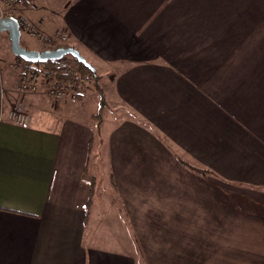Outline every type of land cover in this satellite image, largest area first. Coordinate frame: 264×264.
<instances>
[{
  "label": "crops",
  "instance_id": "0c3cea01",
  "mask_svg": "<svg viewBox=\"0 0 264 264\" xmlns=\"http://www.w3.org/2000/svg\"><path fill=\"white\" fill-rule=\"evenodd\" d=\"M21 11L66 35L95 87L25 94L27 124L0 111V264H138L132 248L159 256L148 264H264V0H31ZM106 90L129 131L93 147ZM128 223L133 245L113 230Z\"/></svg>",
  "mask_w": 264,
  "mask_h": 264
},
{
  "label": "rangeland",
  "instance_id": "374dc122",
  "mask_svg": "<svg viewBox=\"0 0 264 264\" xmlns=\"http://www.w3.org/2000/svg\"><path fill=\"white\" fill-rule=\"evenodd\" d=\"M52 1V0H51ZM1 14V12H0ZM34 39V37H31L25 33H21L20 35V42L23 46L30 48V49H36V50H41L42 45H40L37 41ZM67 60H72L70 55H66ZM69 63V62H68ZM21 63L17 60L15 55L10 51V46H9V39L8 35L6 32H0V111L6 113L10 110V108L17 102H23L24 103V98L25 94L19 93L16 88L17 85H19L21 82L18 81L17 76L18 73L21 71ZM41 77V76H38ZM83 84L81 85L82 87L78 88L76 85L79 84H71L75 88V90L79 91L76 92L75 95L80 94V91L85 92V88L92 87L91 90H93L95 87V77H89V76H83ZM101 78L100 80H102ZM90 84V85H89ZM94 85V86H93ZM89 91H87L88 93ZM86 93V94H87ZM106 93V98H104L102 95L96 100L97 103L93 102V110H91L93 113H97L96 118H93L94 123L91 122L92 126V132H93V139H92V146L94 147L96 144L101 145L102 141L107 142V138L105 137L102 140V137H104L105 132L110 130V132H115V138L118 137L120 134L119 132H122L124 130L125 134H128L129 130H127L125 127H128L130 124L123 125L124 121L122 124H119L122 119H126L125 117H130V112L128 110L121 108L118 105H114L110 99L107 96V90L105 91ZM104 98V100H103ZM78 102L83 103V101H77L75 102L76 104ZM88 114H89V105H80V108L74 112V116L78 119L81 120H87L88 119ZM2 117L6 115H1ZM131 134L133 132L131 131ZM116 146V145H115ZM104 147V146H103ZM105 148V147H104ZM105 151V150H104ZM103 151V152H104ZM192 165V164H191ZM195 166V165H193ZM256 208L259 210L260 208H263L264 203L258 202L255 204ZM111 208V207H110ZM110 213H114V209H110ZM107 219L113 223L114 218L113 216L106 214ZM104 226H107V223L104 224ZM113 227V225H111ZM111 227V231H112ZM124 227H121L118 225V229L114 226V231L117 234H123L124 241L128 240L129 242L133 245L136 241L134 240L135 237V232L133 228V223L132 224H124ZM104 235H107L108 238L113 237L114 240L115 234L113 232H105ZM108 244L106 243V246ZM114 247L120 248L119 244L117 242H114ZM138 249H135V253L133 248L131 249L132 256L137 259L138 264H148L149 261H154L155 257L159 258V256H150V255H142L137 254Z\"/></svg>",
  "mask_w": 264,
  "mask_h": 264
},
{
  "label": "built area",
  "instance_id": "2783aa9c",
  "mask_svg": "<svg viewBox=\"0 0 264 264\" xmlns=\"http://www.w3.org/2000/svg\"><path fill=\"white\" fill-rule=\"evenodd\" d=\"M29 1L31 0H0V16H14L18 21L21 33L37 38L43 47L42 49H54L63 46L67 39L65 34H46L41 30L39 24L31 21L22 13V7ZM57 62L60 66L68 64L67 58H61ZM16 90L22 94L36 93L42 90L53 101H58L67 94L73 95L79 92L75 90L73 85L66 84L53 76L45 75L30 81H22L17 85ZM7 119L17 124H27L30 116L25 111L24 103H15L7 112Z\"/></svg>",
  "mask_w": 264,
  "mask_h": 264
},
{
  "label": "trees",
  "instance_id": "16d2710c",
  "mask_svg": "<svg viewBox=\"0 0 264 264\" xmlns=\"http://www.w3.org/2000/svg\"><path fill=\"white\" fill-rule=\"evenodd\" d=\"M21 63V71L18 73L17 79L19 82L30 81L38 76H53L56 79L61 80L66 84H79L82 85L84 82L83 76L92 77L94 70H90L88 67L78 62L75 58L70 57L72 60L64 66H60L57 60H48L44 63L39 62H26L21 58L15 56ZM64 56L63 58H66ZM185 167L194 172L205 176L207 171L204 168L193 166L190 164L182 163Z\"/></svg>",
  "mask_w": 264,
  "mask_h": 264
},
{
  "label": "water",
  "instance_id": "95a60500",
  "mask_svg": "<svg viewBox=\"0 0 264 264\" xmlns=\"http://www.w3.org/2000/svg\"><path fill=\"white\" fill-rule=\"evenodd\" d=\"M0 32L7 33L10 51L26 62L44 63L48 60H59L66 55H70L90 70H94L85 57L72 46H60L54 49L41 50L25 48L20 42L21 31L18 21L14 16H0Z\"/></svg>",
  "mask_w": 264,
  "mask_h": 264
}]
</instances>
